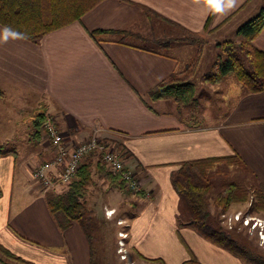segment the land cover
Listing matches in <instances>:
<instances>
[{
  "label": "crops",
  "instance_id": "obj_1",
  "mask_svg": "<svg viewBox=\"0 0 264 264\" xmlns=\"http://www.w3.org/2000/svg\"><path fill=\"white\" fill-rule=\"evenodd\" d=\"M262 7L264 0H232L231 6L229 0H102L37 42L0 24V149L8 152L0 156V246L33 264H102L94 231L54 216L48 192L31 180L32 168L53 156L49 142L34 135L35 118L46 113L72 143L101 129L121 147L128 168L140 180L143 191L132 194L123 184H110L103 175L109 170L98 156L83 163L92 176L86 212L98 195L110 196L98 217L106 224L116 218V250L118 232L124 230L129 254L139 263L162 259L183 264L193 255L201 264H244L191 227L179 226L181 201L173 176L186 162L237 156L264 188V90H243L229 110L216 118L204 111L196 119L187 106L149 96L159 83L185 69L190 56L182 45L192 44L164 46L177 51L170 54L133 40L171 35L175 29L185 37L204 34L208 43L234 32ZM96 31L134 35H92ZM254 46L264 52V29ZM123 208L136 215L121 213ZM110 210L112 216L106 214Z\"/></svg>",
  "mask_w": 264,
  "mask_h": 264
},
{
  "label": "trees",
  "instance_id": "obj_2",
  "mask_svg": "<svg viewBox=\"0 0 264 264\" xmlns=\"http://www.w3.org/2000/svg\"><path fill=\"white\" fill-rule=\"evenodd\" d=\"M101 1L0 0V24L25 39L37 42L45 34L80 19L82 15ZM263 29L264 7L237 30L236 35L242 39L240 43L227 41L222 44L226 48V54L222 60H218L214 64L218 72L206 74L204 80L216 84L221 82L226 75L233 73L246 93L262 92L264 90V52L254 46V40ZM111 33L125 35L127 32L96 31L92 35ZM201 35L204 34H188L186 38L176 40L177 42L185 41L195 45L197 47L196 55L184 70L171 74L150 91L149 96L152 100L168 99L183 106L196 103V85L192 78L196 75L204 47L207 45L206 40ZM171 43L164 42V44ZM2 97H4V92L0 89V98ZM44 115L40 114L35 118V136L40 134ZM6 153L8 152H3L0 149V156ZM221 164L245 170V164L236 156L186 162L174 174L173 185L181 201L179 226L191 227L200 236L229 252L244 264H264L263 260L252 256L248 250L240 246L228 230L215 227L211 223L209 193L212 186L206 182V178L211 170ZM103 175L112 186L121 188L122 181L119 176L110 171L104 172ZM91 181L89 166L82 165L77 180L67 185V190L64 193L55 194V189L48 191L47 203L52 214L56 217L63 215L69 221L82 224L83 216L86 213L85 197ZM223 188V192L215 199V204L221 211L229 209L233 204L244 203L249 200V193L233 181L224 183ZM254 195L255 205L264 211V188L259 186ZM0 252L10 260L21 264H33L8 252L1 246ZM146 261L150 264H166L162 259ZM183 264L201 263L192 255L190 260Z\"/></svg>",
  "mask_w": 264,
  "mask_h": 264
},
{
  "label": "rangeland",
  "instance_id": "obj_3",
  "mask_svg": "<svg viewBox=\"0 0 264 264\" xmlns=\"http://www.w3.org/2000/svg\"><path fill=\"white\" fill-rule=\"evenodd\" d=\"M256 15V14H255ZM253 16H248L243 22H239L236 26V30L234 32H229L230 34H221L219 36H215L208 40L207 46L204 47V52L202 54V58L200 61V65L196 71V75L192 78V81L196 85V103L194 105L187 106V112L191 115L197 116L205 111L208 117L216 118L220 113L225 112L230 109L232 101L234 98L239 97V95L243 92L242 85L238 82L233 73L226 75L224 78V83L220 84H212L206 82L204 77L206 74L217 73L218 70L215 68L214 64L218 60H222L226 54V48L223 47L222 44L217 45L218 43L223 42V40L232 39L234 36V42L236 44L240 43L242 39L237 37V30L244 23L252 19ZM167 29V28H166ZM173 30V29H171ZM129 35H134L131 32H127L123 37H127ZM170 35V34H169ZM169 35L163 36L161 33L158 35L149 36L148 39H139L133 40L137 42V44L142 45L147 48L163 50L170 54L176 53L177 51L174 48H165L168 44H164V42H172L178 43L176 40H180L182 38H186L181 34L178 30L174 29V34L172 33L170 36L175 37L176 39H168ZM231 35V36H229ZM141 37V36H139ZM205 40L207 39L206 35H201ZM176 41V42H175ZM178 46V45H177ZM176 46V47H177ZM186 48V56H190V62H192L193 58L196 55L197 47L195 45H191L189 48L188 44H184ZM184 59V58H183ZM223 80V79H222ZM114 146L117 145V142L113 140ZM31 177V176H30ZM233 181L239 185H241L248 193L249 200L244 203L233 204L229 209L221 211L215 204L216 197L223 192V185L226 182ZM206 182L211 184V191L209 193V201H210V220L213 226L223 228L229 231L232 237L236 240V242L244 247L249 253L258 257L260 260L264 261V240L262 237L264 236V211H261L257 205H255V195L254 192L258 190L259 184H257L249 175L245 172V170L233 167L228 168L226 165H218L213 170H211L206 178ZM39 185V184H37ZM90 185V184H89ZM41 188V187H40ZM59 188V187H57ZM56 188V189H57ZM67 189H63V191L54 192L55 194H60L61 192H65ZM88 191V189H87ZM44 192V191H43ZM46 193V192H45ZM131 193V192H130ZM52 194V192H51ZM87 195V194H86ZM86 199V197H85ZM110 200L109 195H98L95 201H92L90 208L83 216L82 224H85L88 229L93 230V236H96L97 244L99 247V255L102 259V264H121L119 261V256L117 255L116 250V218L112 217V223L108 222L107 224L103 222L101 218L98 216L101 213L103 203L105 201ZM121 213H130L131 215H136V211L134 209L123 208ZM238 214L241 220L233 223L232 228L227 226L225 222L226 219L222 217L223 214ZM95 215V218H93ZM252 218L251 224L249 226L244 225L243 221L245 218ZM253 222H259V225L256 228L252 226ZM118 224V223H117ZM252 226V227H251ZM123 229L126 228L125 225L122 226ZM97 231V232H96ZM263 232V236H262ZM128 250V249H127ZM129 253V250H128ZM130 259L132 260L134 257L129 254ZM137 262V261H136ZM0 264H21L19 262L10 260L5 255L0 252ZM137 264H144L139 263Z\"/></svg>",
  "mask_w": 264,
  "mask_h": 264
},
{
  "label": "built area",
  "instance_id": "obj_4",
  "mask_svg": "<svg viewBox=\"0 0 264 264\" xmlns=\"http://www.w3.org/2000/svg\"><path fill=\"white\" fill-rule=\"evenodd\" d=\"M40 135L50 144L53 156L40 160L31 170V180L41 187L44 192L56 189L60 186H67L78 178L79 171L84 161L89 157L98 156L103 165L112 173L119 176L123 187L132 194H139L143 191L140 180L128 168V163L124 151L108 139L99 128H94L90 136L79 143H72L65 139L57 123L50 114L44 115L40 127ZM149 196V193H146ZM108 216H112L113 210L107 211ZM227 226L232 228L234 222L241 220L238 214H223ZM252 218L246 217L244 225L249 226ZM118 221V224H123ZM259 222H253L252 226L257 227ZM251 226V227H252ZM259 226H262L260 224ZM264 231V230H260ZM117 254L121 264H137L131 260L126 245L128 233L124 230L118 232ZM263 236V232H262ZM264 240V236L262 237Z\"/></svg>",
  "mask_w": 264,
  "mask_h": 264
},
{
  "label": "clouds",
  "instance_id": "obj_5",
  "mask_svg": "<svg viewBox=\"0 0 264 264\" xmlns=\"http://www.w3.org/2000/svg\"><path fill=\"white\" fill-rule=\"evenodd\" d=\"M232 0H229V5L231 6ZM219 11V9H217Z\"/></svg>",
  "mask_w": 264,
  "mask_h": 264
}]
</instances>
